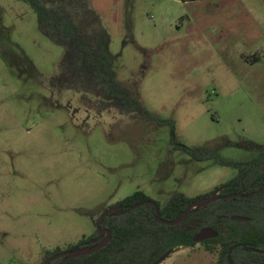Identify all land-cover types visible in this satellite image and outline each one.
Wrapping results in <instances>:
<instances>
[{"label": "rangeland", "instance_id": "374dc122", "mask_svg": "<svg viewBox=\"0 0 264 264\" xmlns=\"http://www.w3.org/2000/svg\"><path fill=\"white\" fill-rule=\"evenodd\" d=\"M118 79L179 143L249 162L264 151V0H89ZM65 48L27 0H0V264H46L142 192L213 194L237 171L171 144V126L97 114L53 77ZM201 244L161 264H215Z\"/></svg>", "mask_w": 264, "mask_h": 264}, {"label": "trees", "instance_id": "16d2710c", "mask_svg": "<svg viewBox=\"0 0 264 264\" xmlns=\"http://www.w3.org/2000/svg\"><path fill=\"white\" fill-rule=\"evenodd\" d=\"M27 2L37 15L40 30L54 44L65 48L59 72L52 79L59 91L80 93L81 103L99 115L115 111L135 119L156 121L158 125H170L174 148L198 161L216 159L220 165L237 171L231 181L211 195L195 199L175 195L164 207L144 193L136 192L118 203L117 211H103L96 221L98 223L107 213L100 223L101 234L98 229L95 234L70 246L67 252L56 249L49 254V264H154L169 251L196 246L194 238L204 228L220 232L217 239L203 243L209 251L221 248L218 264H255L258 258L255 250L264 249V203L258 201L264 193L250 199L223 198L249 195L257 189L253 181L258 179L256 168L259 161L264 160V152L260 159L249 162H226L217 153L179 143L174 122L154 117L119 81L111 52V35L89 0ZM242 181L251 183H240ZM200 200L208 201L190 209ZM108 234L109 242L99 251L65 260L73 251L102 243ZM257 237L259 244L255 242ZM58 255L63 256L53 259ZM261 261L264 264V257Z\"/></svg>", "mask_w": 264, "mask_h": 264}, {"label": "water", "instance_id": "95a60500", "mask_svg": "<svg viewBox=\"0 0 264 264\" xmlns=\"http://www.w3.org/2000/svg\"><path fill=\"white\" fill-rule=\"evenodd\" d=\"M237 197H240L239 194H235V195H231V196H226L224 197L223 199H229V198H237ZM208 200H200V201H197L195 203H193L190 207V209L192 208H195V207H198V206H201L203 204H205ZM107 213H105L101 218H100V221L97 223V227L100 231V234L103 232L100 230V223L101 221L104 219V217L106 216ZM164 224H168L167 222H164ZM176 223H172L171 225H174ZM218 236V233L211 229V228H204L202 229L197 235L196 237L194 238V242L195 243H201V242H204L208 239H211V238H215ZM110 240V235L108 234L107 238L100 244L90 248V249H79V250H76V251H73L71 253H69L66 257L65 260H70V259H73V258H77V257H81V256H85L87 254H93L97 251H99L100 249H102ZM171 254V251H169L164 257L160 258L156 263L154 264H161L163 263L167 257H169V255ZM63 255H58V256H55L53 259H59V258H62ZM51 262V259H49L46 264H49Z\"/></svg>", "mask_w": 264, "mask_h": 264}, {"label": "flooded vegetation", "instance_id": "af4514ba", "mask_svg": "<svg viewBox=\"0 0 264 264\" xmlns=\"http://www.w3.org/2000/svg\"><path fill=\"white\" fill-rule=\"evenodd\" d=\"M264 152V151H262ZM260 152L254 159L258 158L260 159V154L262 153ZM252 161V160H251ZM257 175H258V179L253 181V187L257 186V189L255 191H253L252 193H250L249 195H243V194H239L240 197H237V198H247V199H250L252 197H254V195H259L261 193H264V160H262L261 162L259 161L258 165H257ZM263 177V178H261ZM240 183H251V182H248V181H242ZM243 191H244V188H243ZM217 195V194H216ZM210 200V199H209ZM258 201H262L264 203V195L263 196H260L258 198ZM261 203V202H260ZM111 211H117V206L115 208H109ZM258 216H260V213H258ZM259 219V218H258ZM259 222V221H258ZM214 230V229H213ZM216 231V230H215ZM218 233V236L215 237V238H211V239H208L206 241H212L214 239H217L220 235V232L219 231H216ZM204 241V242H206ZM204 242H201V243H198V244H201L203 246V243ZM256 244H259V238L257 237V239L255 240ZM258 242V243H257ZM197 245V243H196ZM195 247V246H194ZM204 247V246H203ZM204 249L206 250V248L204 247ZM220 249L221 248H217L215 249L214 251H209V250H206V252H208L209 254H211L212 256H215L216 257V261H215V264H218L219 263V255H220ZM172 253V251H171ZM255 253L256 255L258 256V258L256 259L255 261V264H262V261H261V257H264V249L262 248H258L255 250ZM234 264V263H232Z\"/></svg>", "mask_w": 264, "mask_h": 264}]
</instances>
